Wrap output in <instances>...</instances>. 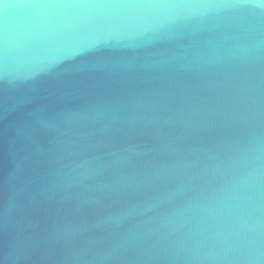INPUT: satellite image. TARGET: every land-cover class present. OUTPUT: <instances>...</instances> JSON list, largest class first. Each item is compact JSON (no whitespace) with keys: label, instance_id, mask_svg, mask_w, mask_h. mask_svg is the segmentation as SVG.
<instances>
[{"label":"water","instance_id":"water-1","mask_svg":"<svg viewBox=\"0 0 264 264\" xmlns=\"http://www.w3.org/2000/svg\"><path fill=\"white\" fill-rule=\"evenodd\" d=\"M0 264H264V0H0Z\"/></svg>","mask_w":264,"mask_h":264}]
</instances>
